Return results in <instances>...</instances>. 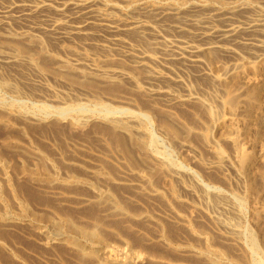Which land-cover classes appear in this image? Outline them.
Listing matches in <instances>:
<instances>
[{"label":"rangeland","instance_id":"obj_1","mask_svg":"<svg viewBox=\"0 0 264 264\" xmlns=\"http://www.w3.org/2000/svg\"><path fill=\"white\" fill-rule=\"evenodd\" d=\"M62 1L68 0H0V8L11 5L14 6L15 10H19L18 4L43 2H49L57 6ZM106 1L123 4L124 0H118L119 2L117 0ZM149 1L156 4L186 3V9L189 10L190 7L188 8L189 4L187 5V3L195 0ZM196 1L204 3L208 9H211L214 7H230L245 0H240L241 2L239 0ZM228 2L229 4H227ZM245 2L250 8L244 12V14L246 13L245 16L240 13L237 16L238 20L243 21V18L247 16L259 15L264 12L263 0H246ZM50 10L40 14L36 13V15L34 14L26 19L15 17L13 12V14L10 13L7 16V19L6 17H0V52L14 54V58H12L14 64L7 63L6 66L0 60V114L3 115V118L0 115V204H2L0 206V210H2L0 212V264H111L112 262L118 264L119 261L128 264H258V262L264 264V207L261 209L262 212L260 210L258 216H256V211L253 208L257 206L255 208L258 209L259 206H264V161H261L264 158H261L258 161L259 164L252 168L251 175L253 180L257 181H254L255 191H258L259 194L255 191H253L255 193L252 192L251 181L246 180L250 178L249 174L238 167L235 158L238 150L236 147L245 143L243 137L245 138L246 135L252 133L258 140L264 138V78L254 76L249 71V66L258 60L256 54L261 52L250 49L244 44V47H242V44L239 46V44L235 47L233 53H226L217 49L212 50L213 52H205L201 63L197 65L185 64L181 61L176 62V60L169 58L170 55L166 54L165 56L163 50L165 44L168 40L174 41L176 45L180 43L181 39L192 40L195 38L193 33L196 34L200 31L199 27L190 26L192 30L187 27L192 33L189 31L186 34L176 29L172 31L173 28H170L169 25L177 23L178 18L170 17L159 20L161 21L159 22L152 15L146 17L154 28L147 29L148 31L145 30L142 33L133 31V34H131L132 31H129V33L127 32L128 35H124L126 32L117 34L105 27L96 25L98 28L94 26L88 35L79 38L72 36L59 39L51 37L49 33L50 36H48L47 32L40 28L44 26L43 23L46 18L57 17L56 12L53 9ZM66 10H68L67 13L71 11L68 8ZM52 11L56 16L53 15ZM47 12H50L51 15ZM207 13V10H203L198 13V16L200 14V18H205L208 16ZM116 14L118 17L123 15L119 11ZM188 14L192 15L193 13L187 12L185 15ZM152 18H155L154 21L157 23L151 20ZM220 23V20H216L215 24L219 25ZM29 26L31 29H27L30 28ZM164 28L166 30H163ZM23 31L25 34H23ZM135 33H137L136 36ZM178 34L182 35L178 36ZM142 36L145 37L147 44L153 42L150 47L145 44V40L141 38ZM116 38L122 39V43L117 41ZM5 40L7 41L5 42ZM157 41L161 44H154L155 42L158 43ZM37 42H40L42 46ZM123 42H127L126 45ZM162 42L166 43L163 44ZM13 48L14 50H11ZM28 48L30 51L27 50ZM115 49H117V52ZM121 49L123 50L121 51ZM156 50H159V54ZM26 51L28 53L25 55ZM144 52L156 58L153 63L149 61L147 63L149 66L146 68L137 65L133 59L127 57L129 53L140 55ZM44 55L45 57H43ZM98 64L102 65L101 69ZM108 65L115 67H108ZM235 65L243 66L245 73L258 82L259 85L255 90L261 95L263 103H256L251 98L253 91L245 94L246 91L242 82V84L239 82L235 85L230 84L231 79L226 75V71L232 69ZM110 67L112 68L110 69ZM134 67L139 68L140 72L136 71ZM151 68L162 73L163 79H159L155 84L164 88L166 86L165 89L169 92L168 95H161V97L151 92L152 85H150L147 79L148 76H146L149 74L148 71L151 72ZM113 69L126 72L128 75L110 73V70ZM135 72L139 73L136 74ZM141 72L142 75H140ZM67 74L72 76V79ZM218 74H223L224 82L216 80ZM166 83H169V87ZM230 85L232 88H230ZM228 90L243 93L239 100V106L246 109V111L240 112L239 115L244 120V125H242L243 128L241 127L239 133L238 144L231 142V140L220 139L215 129L216 119L224 113L220 103L223 98L225 99ZM184 99L186 102L183 101ZM244 101L246 104H244ZM172 102L174 105L171 104ZM166 104H169L168 107H166ZM111 109L113 114L110 112ZM123 109L125 111H122ZM8 114H13V116ZM6 116H9V118H6ZM144 116L145 118H143ZM112 118L115 121L127 123L129 119L132 120L134 125L133 134H124L125 131L114 126L115 123L112 124ZM138 118L142 119L143 125ZM208 122L210 123L207 124ZM108 123L110 124L108 125ZM111 125L115 129H112ZM169 126H173L172 129ZM116 127L118 130H116ZM106 128L111 133H105L108 131ZM173 128L176 129V132L178 130V134L174 132ZM255 130H257V133ZM172 132L174 133L172 134ZM244 134L245 136H243ZM123 135H126V138ZM114 136L119 137V139L115 140ZM120 137L125 139L123 140ZM141 139L145 142H141ZM118 141H121L122 144ZM139 145L143 147L141 151ZM137 147H139L138 150ZM131 151L132 153H129ZM37 153L41 155L38 156ZM36 157L44 160L45 164ZM127 159L131 160V164ZM144 159L147 163L151 161L150 165ZM137 161L139 162V165L136 164L138 166L135 165ZM156 168L160 170L158 171ZM51 170L53 171L51 172ZM261 171L262 173H260ZM41 172L46 175H39ZM159 172L163 175L157 174ZM260 175L261 178L255 177H260ZM40 176L42 178L38 179ZM258 187H261V189ZM152 189L154 191H151ZM203 190L205 193H203ZM208 191L212 192L213 195ZM220 194L223 199H221ZM10 201L12 204L15 201V205L12 206ZM22 205H26L29 210L24 212L25 214L22 211ZM91 212L94 214L93 216ZM22 213L25 217H22L24 216ZM44 213L45 215H43ZM61 213L66 215L63 216ZM95 213L97 214L95 215ZM124 213L128 214L125 215ZM46 215H48V218ZM7 216L10 217L7 218ZM145 216L147 217L145 218ZM60 218L70 219L79 226L83 225L84 227L86 225L87 228L97 227L99 240L91 239V241L78 236L76 233L72 234V231L65 227H59ZM51 221L59 227V230L57 227L54 229L55 224L53 225ZM54 230H57V232H54ZM59 231L62 233L57 234ZM4 232L7 233V236ZM101 233L104 236L100 235ZM70 234L72 235L70 237L77 238L76 240L78 243L80 242V245L72 248L67 243ZM107 238L110 240L109 242L106 241ZM202 238H204V242H202ZM63 241H66V243ZM100 242L101 244H99ZM94 248L96 250L98 248V252ZM104 248L110 249L113 253ZM91 249L94 250V254H90ZM100 249H102V252H100ZM207 250L211 252L206 253ZM135 253L138 255L134 256ZM78 254L82 256L83 260L79 258ZM139 256L140 258H138ZM84 258L88 260H86V263H84ZM101 258L105 262L101 260L103 262L101 263L99 260Z\"/></svg>","mask_w":264,"mask_h":264},{"label":"bare ground","instance_id":"obj_2","mask_svg":"<svg viewBox=\"0 0 264 264\" xmlns=\"http://www.w3.org/2000/svg\"><path fill=\"white\" fill-rule=\"evenodd\" d=\"M18 1H20V0H18ZM33 1V0H32ZM118 1V0H117ZM159 1V0H158ZM170 1V0H169ZM187 1V0H186ZM207 1V0H206ZM246 1V0H245ZM245 1H243L242 3H236V4H234V5H232V6H230V7H222V8H216V7H214V8H211V9H208V7L207 6H205V4L204 3H202V2H198V1H190V2H188L187 3V5L189 4V6H188V8L190 7V9L189 10H187L186 9V3H182V4H180V3H178V2H168V3H166V4H156V3H154V2H151V1H149V0H135V1H133V0H124L123 1V4H119V3H112V2H108V1H106V0H72V1H62V3H58V5L57 6H55V5H53L52 3H49V2H43V3H35V4H18V7H20V9L19 10H15L14 9V6H11V5H9V6H6V7H2V8H0V17H6V19H7V16L10 14V13H12L15 17H19V18H27V17H31L32 15H36V13H41V12H45V11H47V10H49V11H51L50 9H53L54 10V12H56V14H57V17L56 18H46L45 20H44V26H41L40 28H42V30L44 31V32H47L46 34L48 35V36H50L51 35V37L53 36V37H55V38H65V37H75V38H79L80 36H83V35H88V34H90L91 32H90V30L94 27V26H96V25H98V26H102V27H105V28H107L108 30H110V31H112L113 33H117V34H122V33H124V32H126V34H124V35H128L127 34V32L129 33V31H132V33L131 34H133V31L135 32H140V33H142V32H144L145 30H147V29H153L154 27L150 24V22H149V20H147V17L146 16H150V15H152L153 17H155L154 19L156 20V21H159V20H162V19H166V18H170V17H176V18H178V22L177 23H175V24H172V25H169V26H171L170 28H173V29H171L172 31L174 30V29H176L177 31L179 30V31H183V32H185V34H186V32H189L190 30H192L191 28L192 27H194V26H198L199 27V29H200V31L197 33L196 32V34H194L193 33V37H195L194 39H192V40H190V39H181V41H180V43L178 44V45H176L175 43H174V41H172V40H168L167 41V43L165 44V43H163V44H165V47L163 48V50L165 51V56H166V54H168V55H170L169 56V58L170 59H172V60H176V62H183V63H185V64H190V65H197V64H200L201 63V59H202V56H203V54L205 53V52H208V51H212V50H221V51H224V52H226V53H233L234 51H235V47L237 46V45H239V46H241V44H242V47H244L243 46V44L244 45H247L248 47H250V49H256L257 51H260L261 53H259V54H256V58L258 59V60H256L255 62H253L250 66H249V71L254 75V76H262L263 78H264V12H262V13H260L259 15H253V16H247V17H245V18H243L244 20L243 21H241V20H238V18H237V16H239V14L240 13H243L244 14V12H246V11H248V9L250 8V6H249V8H248V5H247V3L245 2ZM264 1V0H263ZM11 2V1H10ZM17 2V1H16ZM53 2V1H52ZM119 2V1H118ZM203 2H204V0H203ZM208 2V1H207ZM234 2V1H233ZM232 2V3H233ZM239 2H241L240 0H239ZM251 2V1H250ZM260 3H261V1H259ZM21 3H22V1H21ZM34 3V2H33ZM122 3V2H121ZM221 3V2H220ZM54 4H55V1H54ZM217 4H219V3H217ZM223 4V3H222ZM227 4H229V2L227 3ZM251 4V3H250ZM254 4V3H253ZM259 4V3H258ZM262 4V3H261ZM211 5V4H210ZM215 5H216V3H215ZM17 7V8H18ZM205 7H207V8H205ZM218 7V6H217ZM252 7V9H253V5L251 6ZM257 7V6H256ZM262 7H264V6H262ZM16 8V9H17ZM70 9L71 11H70V13H67L68 12V10H66V9ZM251 9V10H252ZM257 9V8H256ZM259 9H260V7H259ZM205 11V10H207L208 11V13H207V15L208 16H206L205 18H200L199 16H200V14H199V16H198V13L199 12H201V11ZM255 10V9H254ZM253 10V11H254ZM67 11V12H66ZM121 12L123 15L121 16V17H118L117 16V14H116V12ZM53 12V11H52ZM53 12V13H54ZM187 12H191V13H193L192 15L191 14H188V15H185ZM258 12V11H257ZM257 12H255V13H257ZM47 13H49L50 14V12H47ZM56 14L54 13L53 15H55L56 16ZM205 14V13H204ZM246 14V13H245ZM245 14H244V16H245ZM252 14H254V13H252ZM47 15V14H46ZM51 15V14H50ZM202 15V14H201ZM204 16V15H203ZM242 17V16H241ZM14 18V17H13ZM16 19V18H15ZM154 19L152 18L151 20H153L154 21ZM158 19V20H157ZM168 20H170V19H168ZM173 20V19H172ZM216 20H220L221 21V23L218 25V24H215L216 23ZM156 21H154V22H156ZM175 21H177V19H175ZM43 22V21H42ZM152 22V21H151ZM153 22V23H154ZM159 22H161V21H159ZM163 22V21H162ZM172 22V21H171ZM174 22V21H173ZM157 23V22H156ZM156 23H154V24H156ZM3 24V23H2ZM42 24V23H41ZM38 25V24H37ZM168 26V25H167ZM190 26H192V27H190ZM30 27V26H29ZM158 27H160V26H158ZM165 27V26H164ZM190 27V30L188 29V28ZM96 28H98L97 26H96ZM167 28H169V27H167ZM169 28V29H170ZM27 29H31V27L30 28H27ZM36 30H38L37 28H35ZM34 29V30H35ZM156 29V28H155ZM32 30H33V28H32ZM31 30V31H32ZM41 30V29H40ZM101 30H103V29H101ZM163 30H166V28H164ZM148 31V30H147ZM198 31V30H197ZM24 32V31H23ZM36 32V31H35ZM107 32V31H106ZM155 32V31H154ZM158 32V31H157ZM191 32V31H190ZM50 35H49V34ZM137 33H135V36H136V34ZM139 33V34H140ZM147 33V32H146ZM172 33V32H171ZM176 33H178V32H176ZM192 33V32H191ZM23 34H25V32L23 33ZM38 34V33H37ZM111 34V33H110ZM117 34H115V35H117ZM130 34V35H131ZM158 34V33H157ZM167 34V33H166ZM168 34H170V33H168ZM183 34V33H182ZM182 34H180V35H182ZM184 34V35H185ZM190 34V33H189ZM111 35H113V34H111ZM123 35V36H124ZM146 35V34H145ZM152 35V34H151ZM155 35V34H154ZM153 35V36H154ZM172 35V34H171ZM179 34H178V36H180ZM183 35V36H184ZM187 35H188V33H187ZM35 36V35H34ZM76 36H78V37H76ZM133 37H135L134 35H132ZM140 36V35H139ZM139 36H137V37H139ZM173 36V35H172ZM243 36H245V37H243ZM28 37V36H27ZM27 37H25L26 39H27ZM33 37V36H32ZM86 37H88V36H86ZM93 37V36H92ZM112 37H114V36H112ZM125 37H127V36H125ZM163 37V36H162ZM182 37V36H181ZM185 37V36H184ZM192 37V36H191ZM24 38V39H25ZM29 38V37H28ZM31 38V37H30ZM34 38V37H33ZM121 38V37H120ZM141 38H143V40H145V37H141ZM169 38H170V36H169ZM179 38V37H178ZM183 38V37H182ZM81 39V38H80ZM83 39V38H82ZM175 39V38H174ZM11 40V39H10ZM31 40V39H30ZM34 40V39H33ZM57 40V39H56ZM89 40V39H88ZM116 40L117 41H120V43H122L121 42V40H119V38H116ZM140 40V39H139ZM142 39L140 40V41H143ZM162 40H163V38H162ZM166 40V39H165ZM7 40H5V42H6ZM37 41V40H36ZM38 41H40V40H38ZM117 41H116V43H117ZM129 41V40H128ZM31 42V41H30ZM34 42V41H33ZM108 42V41H107ZM139 42V41H138ZM145 42V44H147L146 43V40L144 41ZM152 42V41H151ZM158 42V41H157ZM1 43V42H0ZM11 43V42H10ZM21 43V42H20ZM37 43H39V45H40V42H37ZM41 43H42V41H41ZM123 43H125V42H123ZM127 43V42H126ZM126 43H125V45H126ZM153 43V42H152ZM152 43H148L147 45H148V47H150V44H152ZM178 43V42H177ZM15 44V43H14ZM33 44V43H32ZM129 44V43H128ZM154 44H161L160 42H158V43H154ZM162 44V45H163ZM12 45V44H11ZM18 45H19V43H18ZM27 45V44H26ZM26 45H24V46H26ZM34 45H36V44H34ZM101 45V44H100ZM99 45V46H100ZM115 45V44H114ZM10 46V45H9ZM8 46V47H9ZM20 46H21V44H20ZM19 46V47H20ZM28 46H29V43H28ZM27 46V47H28ZM37 46V45H36ZM40 46H42V45H40ZM46 46V45H45ZM122 46H123V44H122ZM135 46V45H134ZM164 46V45H163ZM26 47V48H27ZM43 47H44V45H43ZM42 47V48H43ZM121 47V46H120ZM124 47H126V46H124ZM138 47V46H137ZM1 48V47H0ZM4 48H5V46H4ZM23 48V47H22ZM46 48V47H45ZM155 49L157 48V47H154ZM2 49H3V47H2ZM6 49V48H5ZM15 49H16V46H15ZM24 49H25V47H24ZM44 49V48H43ZM74 49V48H73ZM118 49V48H117ZM117 49H115V51L117 52ZM120 49V48H119ZM129 49V48H128ZM148 49V48H147ZM149 49H151V48H149ZM153 49V48H152ZM155 49H153V50H155ZM158 49V48H157ZM11 50H14V48L13 49H11ZM28 51H30V49L28 48L27 49ZM45 50V49H44ZM123 49H121V51H122ZM132 50H134V49H132ZM249 50V49H248ZM5 51V50H4ZM21 51H22V49H21ZM73 51V50H72ZM112 51V50H111ZM134 51H136V50H134ZM138 51V50H137ZM151 51V50H150ZM156 51H158V54H159V50H156ZM251 51V50H250ZM16 52V51H15ZM20 52V51H19ZM18 52V53H19ZM25 52V51H24ZM108 52V51H107ZM140 52V51H139ZM154 52V51H153ZM213 52V51H212ZM218 52V51H217ZM216 52V53H217ZM220 52V51H219ZM218 52V53H219ZM253 52V51H252ZM252 52H250V53H252ZM1 54H0V60H1V62H3V63H5L4 65H6L7 66V63H13L12 61V58H14V54L13 55H11V54H9V53H6V52H4V53H2V52H0ZM22 53V52H21ZM28 52L26 51V53H25V55L27 54ZM37 53V52H36ZM146 52H144V53H140V55H137V54H134V53H129L128 54V56L127 57H130L131 58V60L133 59L134 60V62L137 64V65H140V66H144L145 68L146 67H148L149 66V64H147L149 61H151L152 63H153V61H155V57H153V56H151V55H148V54H145ZM125 54V53H124ZM154 54H156V53H154ZM163 54V53H162ZM214 54V53H213ZM21 55V54H20ZM30 55V54H29ZM28 55V56H29ZM33 55V54H32ZM31 55V56H32ZM35 55V54H34ZM37 55V54H36ZM40 55V54H39ZM38 55V56H39ZM209 55H210V53H209ZM90 56V55H89ZM125 56V57H126ZM212 56V55H211ZM252 56H253V54H252ZM19 57V56H18ZM40 57V56H39ZM43 57H45V55L43 56ZM161 57V56H160ZM27 58V57H26ZM31 58V57H30ZM32 58H34V56H32ZM18 59V58H17ZM92 59V58H91ZM166 59V58H165ZM165 59H163V60H165ZM24 60V59H23ZM30 60V59H29ZM37 60V59H36ZM83 60V59H82ZM15 61V60H14ZM27 61V60H26ZM31 61V60H30ZM88 61V60H87ZM98 61V60H97ZM157 61V60H156ZM158 61H159V59H158ZM167 61V60H166ZM16 62V61H15ZM33 62V61H32ZM37 62V61H36ZM65 62V61H64ZM67 62V61H66ZM111 62V61H110ZM165 62V61H164ZM168 62H172V61H168ZM244 62V61H243ZM242 62V63H243ZM79 63H80V61H79ZM96 63H98V62H96ZM111 63H113V62H111ZM158 63V62H157ZM175 63V62H174ZM250 63V62H249ZM248 63V64H249ZM14 64V63H13ZM36 64V63H35ZM34 64V65H35ZM69 64V63H68ZM71 64V63H70ZM88 64V63H87ZM90 64V63H89ZM234 64V63H233ZM237 64V63H236ZM239 64V63H238ZM29 65V64H28ZM33 65V66H34ZM83 65V64H82ZM81 65V66H82ZM92 65V64H91ZM99 66H100V69L102 68L101 66L102 65H100V64H98ZM114 65H115V62H114ZM155 65H156V63H155ZM247 65V64H246ZM36 66V65H35ZM59 66V65H58ZM90 66V65H89ZM88 66V67H89ZM109 66H113V65H108V67ZM125 66V65H124ZM248 66V65H247ZM79 67H80V65H79ZM82 67H84V66H82ZM86 67V66H85ZM107 67V66H106ZM113 67H115V66H113ZM122 67H123V65H122ZM41 68V67H40ZM112 67H110V69H111ZM126 68V67H125ZM133 68V67H132ZM135 68V67H134ZM150 68V67H149ZM198 68V67H197ZM225 68V67H224ZM34 69V68H33ZM38 69V68H37ZM136 69V68H135ZM139 69V68H138ZM138 69H136V71H139ZM142 69V68H141ZM152 69V68H151ZM61 70V69H60ZM65 70H67V69H65ZM85 70V69H84ZM95 70V69H94ZM104 70H106L105 68H104ZM122 70H125V69H122ZM127 70H129V69H127ZM153 70V69H152ZM151 70V72L150 71H148L149 72V74L148 75H146V76H148L147 77V79H148V81H149V83H150V85H152V89H151V92L154 94V95H168V91L165 89L166 88V86H165V88L164 87H161V86H158V85H156L155 84V82L157 81L158 82V80L159 79H161L162 77H163V75H162V73H160V72H157V71H152ZM162 70V69H161ZM39 71H40V69H39ZM82 71H83V69H82ZM96 71H97V69H96ZM100 71V70H99ZM111 72L110 73H116V74H118V73H121V74H123V75H128V73H126V72H123V71H120V70H116V69H113V70H110ZM132 71V70H131ZM143 71H144V68H143ZM43 72H45V71H43ZM80 72V71H79ZM106 72V71H105ZM140 72V71H139ZM139 72H135L136 74H138ZM147 72V71H146ZM199 72H201V71H199ZM42 73V72H41ZM40 73V74H41ZM97 73V72H96ZM109 73V74H110ZM132 73H133V71H132ZM144 73V77H145V71L143 72ZM44 74V73H43ZM46 74V73H45ZM115 74V75H116ZM202 74V73H201ZM205 74V73H204ZM68 75V77L70 76L69 74H67ZM97 75H99V74H97ZM101 75V74H100ZM113 75V74H112ZM133 75V74H132ZM135 75V74H134ZM140 75H142V72H141V74ZM223 75V74H222ZM222 75H219L218 74V76L216 77V80L217 81H220V82H224V76H222ZM225 75V74H224ZM226 75L227 76H229V78L231 79V81H230V84H232V85H235L236 83H243V85H244V89H245V91H246V93L245 94H247V93H249L250 91H253V93H251L252 94V96H251V98L252 99H254V101L256 102V103H263V101H262V98H261V95L255 90L256 88H257V85H259L258 84V82H256L252 77H249L246 73H245V71H244V68H243V66L241 67V65L239 66V65H235L234 67H232V69H229V70H227L226 71ZM87 76V75H86ZM102 76V75H101ZM105 76H106V74H105ZM214 76V75H213ZM72 76H70L69 78H71ZM128 77V76H127ZM134 77V76H133ZM142 77V76H141ZM135 78V77H134ZM143 78V77H142ZM175 78V77H174ZM72 79V78H71ZM74 80H77V79H75V78H73ZM140 79V78H139ZM146 79V78H145ZM163 79V78H162ZM80 80V79H79ZM141 80H143V79H141ZM176 80V79H175ZM71 81V80H70ZM81 81V80H80ZM161 81V80H160ZM164 81V80H163ZM170 81V80H169ZM77 82V81H76ZM134 82V81H133ZM147 82V81H146ZM162 82V81H161ZM165 82H166V80H165ZM171 82H173V81H171ZM170 82V83H171ZM178 82H180V81H178ZM216 82V81H215ZM220 82H218V83H220ZM175 83V82H174ZM174 83H172V84H174ZM183 83V82H182ZM241 83V84H242ZM4 84V83H3ZM162 84H163V82H162ZM167 84V83H166ZM169 84V83H168ZM168 84H167V86H168ZM181 84V83H180ZM184 84V83H183ZM5 85V84H4ZM7 85H9V84H7ZM7 85H6V87H7ZM83 85V84H82ZM91 85V84H90ZM148 85V84H147ZM149 85V86H150ZM182 85V84H181ZM224 85V84H223ZM222 85V86H223ZM240 85V84H239ZM10 86V85H9ZM171 86V85H170ZM231 86V85H230ZM169 87V86H168ZM10 88H12V87H10ZM228 88V87H227ZM230 88H232V86L230 87ZM236 88V87H235ZM240 89H242L241 87H240ZM98 90V89H97ZM224 90V89H223ZM94 91H96V90H94ZM149 91V90H148ZM147 91V92H148ZM150 92V93H151ZM189 92V91H188ZM96 94V93H95ZM173 94V93H172ZM151 95V94H150ZM223 95H225V94H223ZM242 95H243V93L242 92H235V91H232V90H228L227 91V95H226V97H225V99L223 98V100L221 101V103H220V105H221V107H222V109H223V114L218 118V119H216L217 121H216V123H215V129H216V131H217V133H218V136H219V138L220 139H227V140H231V142L233 141L234 143H236V144H238V137H239V133L241 132L240 130H241V127H242V125H244V120H242L240 117H239V115H240V112H244V111H246V109L245 108H241L240 106H239V100H240V98L242 97ZM96 96V95H95ZM187 96V95H186ZM244 96H246V95H244ZM162 97V96H161ZM166 98H168L167 96H165ZM171 97V96H170ZM221 97V96H220ZM219 97V98H220ZM223 97V96H222ZM218 98V97H217ZM125 99V98H124ZM131 99V98H130ZM198 99V98H197ZM246 99V98H245ZM187 100V99H186ZM190 100V99H189ZM192 100V99H191ZM190 100V101H191ZM218 100V99H217ZM247 100V99H246ZM133 101V100H132ZM183 101H185V99L183 100ZM203 101V100H202ZM169 102V101H168ZM179 102V101H178ZM177 102V103H178ZM181 102V101H180ZM186 102V101H185ZM245 102V101H244ZM248 102V101H247ZM124 103V102H123ZM204 103V102H203ZM6 105L8 104V103H5ZM125 104V103H124ZM171 104H173V102L171 103ZM176 104V103H175ZM202 104V103H201ZM209 104V103H208ZM217 104V103H216ZM244 104H246V102L244 103ZM249 104V103H248ZM253 104V103H252ZM2 105V104H1ZM9 106L11 105V104H8ZM167 105H169V104H166V107H168ZM174 105V104H173ZM241 105H242V103H241ZM259 105V104H258ZM2 106H4V105H2ZM152 106H154V105H152ZM217 106H219L218 104H217ZM249 106H250V104H249ZM210 107V106H209ZM215 107V106H214ZM256 107V106H255ZM258 107V106H257ZM120 108V107H119ZM150 109H151V107H149ZM170 108H171V106H170ZM211 108V107H210ZM110 109V108H109ZM126 109V108H125ZM149 109V110H150ZM212 109V108H211ZM217 109V108H216ZM220 109V108H219ZM2 110V109H1ZM58 110V109H57ZM66 110V109H65ZM121 110V109H120ZM129 110V109H128ZM127 110V111H128ZM252 110V109H251ZM13 111H14V109H13ZM70 111V110H69ZM107 111H109V110H107ZM122 111H125L124 109L122 110ZM132 111V110H131ZM207 111V110H206ZM216 111V110H215ZM218 111V110H217ZM216 111V112H217ZM3 113H5L4 111H2ZM9 112H10V110H9ZM9 112H7V113H9ZM62 112V111H61ZM66 112V111H65ZM65 112H63V113H65ZM112 114H113V112H112V109H111V111H110ZM109 112V113H110ZM136 112H139V111H136ZM259 112H260V110H259ZM13 113V112H12ZM60 113V112H59ZM121 113V112H120ZM166 113V112H165ZM14 114V113H13ZM13 114H8V115H12L13 116ZM48 114V113H47ZM57 114H58V112H57ZM62 114V113H61ZM141 114H142V112H141ZM168 114V113H167ZM171 114V113H170ZM169 114V115H170ZM208 114V113H207ZM247 114V113H246ZM260 114V113H259ZM1 116H2V118H3V115L2 114H0ZM16 115V114H15ZM105 115V114H104ZM109 115V114H108ZM145 115V114H144ZM166 115V114H165ZM212 117H213V115L212 114H210ZM209 115V116H210ZM250 115H251V113H250ZM254 115V114H253ZM264 115V114H263ZM0 116V117H1ZM62 116V115H61ZM114 116V115H113ZM260 116V115H259ZM24 117V116H23ZM58 117V116H57ZM59 117H60V115H59ZM115 117V116H114ZM121 117V116H120ZM128 117V116H127ZM130 117H131V115H130ZM168 117V116H167ZM173 117V116H172ZM216 117V116H215ZM218 117V116H217ZM245 117H248V116H245ZM5 118V117H4ZM6 118H9V116H6ZM119 118V117H118ZM134 118V117H133ZM142 118V117H141ZM143 118H145V116L143 117ZM195 118V117H194ZM37 119V118H36ZM116 119V118H115ZM127 119V118H126ZM135 119V118H134ZM139 119V118H138ZM167 119V118H166ZM196 119V118H195ZM104 120V119H103ZM119 120V119H118ZM140 120V119H139ZM142 120V119H141ZM141 120H140V122H141ZM144 120V119H143ZM168 120H170V119H168ZM197 120V119H196ZM209 120H210V118H209ZM128 121V120H127ZM167 121V120H166ZM211 121V120H210ZM106 122V121H105ZM174 122H176V121H174ZM174 122H172V123H174ZM179 122V121H178ZM201 122V121H200ZM113 123H115L116 125H114V126H117L119 129H122V131H125L124 132V134L126 133V135H127V133H132L133 134V129H134V125H133V121L131 120L130 121V119H129V122L127 123V122H122V121H115V120H113V118H112V124ZM136 123V122H135ZM143 122H141V124H142ZM144 123H145V121H144ZM164 124H167V123H165V122H163ZM177 123V122H176ZM210 122H208L207 124H209ZM3 124V123H2ZM110 123H108V125H109ZM138 124V123H137ZM148 124V123H147ZM181 124V123H180ZM143 125V124H142ZM170 125H171V123H170ZM176 125H178V124H176ZM185 125V124H184ZM55 126V125H54ZM57 126V125H56ZM55 126V127H56ZM99 126H101V125H99ZM112 126V125H111ZM174 126V125H173ZM173 126H169V127H171V129H172V127ZM182 126V125H181ZM180 126V127H181ZM262 126V125H261ZM260 126V127H261ZM54 127V129H56ZM105 127H107V126H105ZM113 127V126H112ZM117 127H116V130H118L117 129ZM162 127V126H161ZM209 127V126H208ZM142 128V127H141ZM174 128H175V126H174ZM173 128V129H174ZM177 128V127H176ZM243 128V127H242ZM256 128V127H255ZM107 129V128H106ZM112 129H115L114 127L112 128ZM112 129H110V130H112ZM146 129V128H145ZM179 129V128H178ZM188 129V128H187ZM186 129V130H187ZM96 130V129H95ZM103 130V129H102ZM108 130V129H107ZM137 130H138V128H137ZM152 130V129H151ZM176 129H174V132H176L175 131ZM189 130V129H188ZM212 130V129H211ZM263 130V129H262ZM47 131V130H46ZM135 132H136V130H134ZM168 131V130H167ZM215 131V132H216ZM257 130H255V132H256ZM264 131V130H263ZM45 132V131H44ZM54 132V131H53ZM105 132V131H104ZM103 132V133H104ZM111 133V131H107V132H105V133ZM116 132V131H115ZM121 131H119V133H120ZM140 132V131H139ZM138 132V133H139ZM174 132H172V134L174 133ZM177 132H178V130H177ZM176 132V134H178ZM190 132V131H189ZM214 132V131H213ZM260 132V131H259ZM58 133H59V131H58ZM103 133H101V134H103ZM118 133V132H117ZM122 133V132H121ZM138 133H134V134H138ZM141 133H143L142 131H141ZM152 133V132H151ZM169 133H170V131H169ZM203 133V132H202ZM257 133V132H256ZM261 133V132H260ZM113 134V133H112ZM111 134V135H112ZM123 134V133H122ZM171 134V133H170ZM212 134V133H211ZM210 134V135H211ZM214 134V133H213ZM243 134V133H242ZM255 134V133H254ZM110 135V137H112ZM121 135V134H120ZM125 135V136H126ZM131 135V134H130ZM241 135V134H240ZM105 136V135H104ZM124 136V135H123ZM122 136V137H123ZM124 136V137H125ZM146 136H148V135H146ZM207 137H208V135H206ZM243 136H245V134L243 135ZM242 136V137H243ZM259 136V135H258ZM116 139L115 140H118L119 139V137L117 138L116 136H114ZM122 137H120V138H122ZM128 137V136H127ZM152 137V136H151ZM217 137V136H216ZM126 138V137H125ZM124 138V139H125ZM129 138H130V136H129ZM211 138V137H210ZM213 138V137H212ZM211 138V139H212ZM215 138V137H214ZM241 138V137H240ZM111 139V138H110ZM123 139V138H122ZM123 139V140H124ZM131 139V138H130ZM140 139V138H139ZM147 139H148V137H147ZM242 139H245V143L243 144V145H238V147H236V148H238V150H237V157L235 156V158L237 159L236 161H237V164H238V167L241 169V170H244L246 173L248 172V174H249V177L251 178H248V179H246V180H249V181H251V184H250V186L253 188V190H252V188H251V190H252V192L253 191H255L256 190V186H255V184H254V181H256L255 179L253 180V178H252V168L254 167V166H256V164L258 165L259 164V162L258 161H260L261 160V158H264V138H262V140H258V139H256L254 136H253V134L252 133H249L248 135H246L245 136V138L243 137ZM112 140V139H111ZM110 140V141H111ZM123 140H121L122 142H124ZM206 140H207V138H206ZM114 141V140H113ZM121 141H118V143L119 142H121ZM130 140L128 139V142H129ZM146 141H148V140H146ZM152 141V140H151ZM214 141V140H213ZM243 141V140H242ZM122 142H121V144H122ZM125 142H126V140H125ZM141 142H145V141H142V139H141ZM9 143V142H8ZM112 143V142H111ZM115 143V142H114ZM131 143V142H130ZM243 143V142H242ZM124 144V143H123ZM125 144H127V143H125ZM137 144V143H136ZM114 145V144H113ZM128 145V144H127ZM132 145V144H131ZM135 145V144H134ZM138 145V144H137ZM148 145H149V143H148ZM216 145V144H215ZM83 146V145H82ZM85 146V145H84ZM210 146H211V144H210ZM86 147V146H85ZM119 148H120V146H118ZM133 148H134V146H132ZM132 147H131V149H132ZM135 147H136V145H135ZM139 147H141V145H139ZM139 147H137V150H138V148ZM213 147V146H212ZM217 147V146H216ZM123 148H126V147H123ZM127 148H128V146H127ZM145 148V147H144ZM130 149V148H129ZM129 149H127L128 151H129ZM141 149H143V147H141L140 148V151H141ZM120 150V149H119ZM121 150H125V149H121ZM135 150V149H134ZM110 152V151H109ZM135 152V151H134ZM222 152V151H221ZM129 153H132V151L131 152H129ZM136 153V152H135ZM38 154V156L39 155H41L40 153H37ZM45 154V153H44ZM43 154V155H44ZM127 154V153H126ZM236 154V153H235ZM105 155V154H104ZM125 155V154H124ZM119 156V155H118ZM48 157V156H47ZM113 157V156H112ZM123 157V156H122ZM126 157V156H125ZM147 157V156H146ZM37 158V157H36ZM40 158V157H39ZM39 158H37V159H39ZM126 158H128L129 159V157H126ZM149 158V157H148ZM220 158V157H219ZM47 159V158H46ZM127 159V160H128ZM131 159H132V157H131ZM147 159V158H146ZM146 159H144V161L146 162ZM221 159V158H220ZM41 162L43 161L44 162V160H42V159H39ZM98 160H100V159H98ZM124 160V159H123ZM126 160V161H127ZM148 160V159H147ZM48 161V160H47ZM102 161V160H101ZM100 161V162H101ZM129 161V163H130V161L131 160H128ZM217 161V160H216ZM216 161H214V162H216ZM261 161H264V160H261ZM41 162H39V163H41ZM143 162V161H142ZM145 162L143 163L144 165H145ZM149 162V161H148ZM48 163V162H47ZM46 163V164H47ZM139 162L137 161V163H135V165L136 164H138ZM147 163V162H146ZM150 163H151V161L149 162V163H147L148 165H150ZM218 163V162H217ZM223 163V162H222ZM221 163V164H222ZM44 164H45V162H44ZM43 164V165H44ZM126 164V163H125ZM131 164V163H130ZM133 164H134V161H133ZM146 164V165H147ZM156 164V163H155ZM216 164V163H215ZM236 164V165H237ZM100 165H101V163H100ZM139 165V164H138ZM138 165H136V166H138ZM147 165V166H148ZM52 166H53V163H52ZM128 166V165H127ZM126 166V167H127ZM132 166V165H131ZM157 166H159V165H157ZM166 166V165H165ZM262 166V165H261ZM22 167H23V165H22ZM43 167V166H42ZM42 167H41V169H42ZM47 167V166H46ZM125 167V168H126ZM134 167V166H133ZM154 167V166H153ZM161 167V166H160ZM128 168V167H127ZM184 168V167H183ZM255 168V167H254ZM257 168H258V166H257ZM172 169H173V167H172ZM176 169V168H175ZM174 169V170H175ZM182 169V168H181ZM237 169V168H236ZM235 169V170H236ZM263 169V168H262ZM26 170V169H25ZM27 170H29V169H27ZM156 170H158L157 168H156ZM160 170V169H159ZM158 170V171H159ZM189 170V169H188ZM258 170V169H257ZM36 171H38L37 169H36ZM40 171H42V172H44L43 170H40ZM53 170H51V172H52ZM164 171V170H163ZM176 171V170H175ZM184 171V170H183ZM182 171V172H183ZM259 171H260V169H259ZM41 172V174L39 173V175H44L43 173ZM162 172V171H161ZM161 172H159V173H157V174H162ZM167 172V171H166ZM181 172V173H182ZM258 172V171H257ZM153 173V172H152ZM165 173V172H164ZM177 173V172H176ZM179 173V172H178ZM184 173V172H183ZM260 173H262V171L260 172ZM49 174H51V173H49ZM155 174V173H154ZM185 174V173H184ZM183 174V175H184ZM188 174V173H187ZM244 174V173H243ZM258 174V173H257ZM8 175V174H7ZM37 175V174H36ZM46 175V174H45ZM44 175V176H45ZM52 175V174H51ZM53 175H54V173H53ZM163 175V174H162ZM176 175V174H175ZM182 175V174H181ZM239 175V174H238ZM242 175V174H241ZM43 176V177H44ZM190 176V175H189ZM245 176V175H244ZM247 177H248V175H246ZM195 177V176H194ZM256 178H261V175H260V177H257V176H255ZM254 177V178H255ZM264 177V176H263ZM34 178V177H33ZM36 179L38 178V177H35ZM40 178H42L41 176L38 178V179H40ZM47 178V177H46ZM49 179H51L50 177H48ZM47 178V179H48ZM77 178V177H76ZM75 178V179H76ZM172 178V177H171ZM193 178V177H192ZM53 179V178H52ZM125 179V178H124ZM170 179V178H169ZM264 179V178H263ZM7 180H9V178H7ZM67 180V179H66ZM72 180V179H71ZM70 180V181H71ZM167 180H168V178H167ZM179 180L181 181V179L179 178ZM0 181H1V179H0ZM169 181V180H168ZM194 181V180H193ZM3 182V181H2ZM1 182V183H2ZM11 182H12V180H11ZM89 182V181H88ZM149 182V181H148ZM170 182V181H169ZM168 182V183H169ZM257 182V181H256ZM167 183V182H166ZM167 183V184H168ZM182 183V182H181ZM194 183H196V182H194ZM248 183H250V182H248ZM3 184V183H2ZM88 184V183H87ZM197 184V183H196ZM206 184V186H208L207 185V183H205ZM171 185V184H170ZM199 185V184H198ZM264 185V184H263ZM3 186L5 187V185L3 184ZM19 186V185H18ZM17 186V187H18ZM24 186V185H23ZM93 186V185H92ZM142 186V185H141ZM203 186L205 187V185L203 184ZM202 186V187H203ZM249 186V187H250ZM261 186H262V184H261ZM13 187V186H12ZM14 187H15V185H14ZM32 187V186H31ZM95 187H96V185H95ZM198 187V186H197ZM201 187V185L199 186V188ZM213 187V186H212ZM215 187V186H214ZM16 188V187H15ZM94 188V187H93ZM169 188V187H168ZM206 188V187H205ZM204 188V189H205ZM210 188H211V186H210ZM259 189H261V187H258ZM18 189H19V187H18ZM29 189V188H28ZM95 189V188H94ZM141 189V188H140ZM170 189H171V187H170ZM206 189H208L209 190V188H206ZM250 189V188H249ZM24 190V189H23ZM166 190V189H165ZM202 190V189H201ZM214 190H216V189H214ZM220 190V189H219ZM219 190H217V191H219ZM222 190V189H221ZM258 190V189H257ZM7 192H8V189L6 190ZM96 191V190H95ZM141 191H143V190H141ZM151 191H154L153 189L151 190ZM171 191H172V189H171ZM260 191H262V190H260ZM20 192V190L18 191V193ZM34 192V191H33ZM38 192V191H37ZM107 192V191H106ZM175 192V191H174ZM202 192V191H201ZM208 192H210V191H208ZM215 192V191H214ZM221 192V191H220ZM225 192V191H224ZM255 192H258V191H255ZM255 192H253V193H255ZM263 192V191H262ZM3 193V192H2ZM5 193V192H4ZM10 193V192H9ZM155 193V192H154ZM168 193V192H167ZM203 193H205L204 192V190H203ZM210 193H212V192H210ZM215 193H217V192H215ZM214 193V194H215ZM223 193V192H222ZM221 193V194H222ZM30 194V193H29ZM95 194H97V193H95ZM100 194V193H99ZM105 194V193H104ZM114 194V193H113ZM221 194H220V196H221ZM224 194V193H223ZM257 194V193H256ZM258 194H259V192H258ZM263 194V193H262ZM4 195V194H3ZM7 195V194H6ZM170 195V194H169ZM210 195V194H209ZM211 195H213V193L211 194ZM225 195V194H224ZM19 196H20V194H19ZM28 196V195H27ZM93 196V195H92ZM110 196V195H109ZM168 196V195H167ZM6 197V196H5ZM18 197V196H17ZM26 197V196H25ZM116 197V196H115ZM214 197H215V195H214ZM217 197H219V196H217ZM222 198L221 199H223V196H221ZM225 197H227L226 195H225ZM259 197H261L260 195H259ZM28 198V197H27ZM93 198H95V197H93ZM101 198V197H100ZM103 198V197H102ZM173 198H174V196H173ZM176 198V197H175ZM1 199V198H0ZM6 199V198H5ZM10 199H12V198H10ZM45 199V198H44ZM43 199V200H44ZM99 199V198H98ZM97 199V200H98ZM105 199H107V198H105ZM217 199V198H216ZM220 199V200H221ZM262 199V198H261ZM261 199H260V201H261ZM3 200V199H2ZM1 200V201H2ZM8 200V199H7ZM264 200V199H263ZM23 201V200H22ZM36 201H37V199H36ZM105 201V200H104ZM110 201V200H109ZM114 201V200H113ZM223 201V200H222ZM7 202V201H6ZM115 202V201H114ZM219 202V201H218ZM8 203V202H7ZM10 203L12 204V202L10 201ZM15 201H14V205H15ZM99 203V202H98ZM13 204H12V206H13ZM122 204V203H121ZM124 205H125V203H123ZM259 204V203H258ZM263 204V203H262ZM2 204H0V206H1ZM27 205V204H26ZM26 205H22V211H23V213L24 212H26L28 209H27V207H26ZM260 205V204H259ZM122 206V205H121ZM127 206V205H126ZM255 207H257V206H255ZM255 207H253L254 208V210L256 211V216H258V214H259V212H260V210L264 207L263 205L262 206H259L260 208H258V209H256ZM12 208V207H11ZM126 209V208H125ZM19 210V209H18ZM2 210H0V212H1ZM29 211V210H28ZM126 211V210H125ZM97 212V211H96ZM119 212H121V211H119ZM127 212V211H126ZM131 212V211H130ZM254 212V211H253ZM261 212H262V210H261ZM3 213V212H2ZM22 213V214H23ZM123 213V212H122ZM147 213V212H146ZM6 214V213H5ZM25 214V213H24ZM23 214V215H24ZM53 214V213H52ZM52 214H51V216H52ZM61 214H63V213H61ZM65 214V213H64ZM63 214V216H65ZM91 214H92V212H91ZM97 213H95V215H96ZM125 214V213H124ZM126 214H128V213H126ZM125 214V215H126ZM138 214H139V212H138ZM137 214V215H138ZM147 214H150V213H147ZM264 214V213H263ZM3 215V214H2ZM8 215V214H7ZM43 215H45V213L43 214ZM68 215V214H67ZM94 214H92V216H93ZM262 215V214H261ZM48 215H46V217H47ZM69 216V215H68ZM71 216V215H70ZM100 216H101V214H100ZM144 216V215H143ZM254 216V215H253ZM5 217V216H4ZM10 217V216H9ZM8 216H7V218H9ZM22 217H25V215L24 216H22ZM44 217V216H43ZM55 217V216H54ZM142 217V216H141ZM147 216H145V218H146ZM48 218V217H47ZM56 218V217H55ZM73 218V217H72ZM128 218H129V216H128ZM131 218V217H130ZM259 218V217H258ZM19 219V218H18ZM17 219V220H18ZM61 219V218H60ZM93 219V218H92ZM23 220V219H22ZM100 220V219H99ZM99 220H97V221H99ZM102 220V219H101ZM104 221V220H103ZM52 222V221H51ZM53 223V222H52ZM55 223H53V225H54ZM101 224H103V223H101ZM104 225H106V224H104ZM230 225V224H229ZM59 227H65V228H67V229H69L70 231H72V234L73 233H76L78 236H81V237H83V238H86V239H89V240H91V239H93V240H99V238H100V236H99V233H98V231L96 230L97 229V227L96 228H93V226L90 228L89 226V228H87V227H83V225H80L79 226V224H76L75 222H73V221H71L70 219H67V218H62L61 219V221L59 222V225H58ZM58 226H56V224H55V228L54 229H56V227H57V229L59 228ZM94 226H96V225H94ZM226 226V225H225ZM99 227V226H98ZM52 228V229H53ZM100 228V227H99ZM227 228V227H226ZM234 229V228H233ZM59 230V229H58ZM61 230V229H60ZM63 230V229H62ZM61 230V231H62ZM103 230V229H102ZM61 231H59L57 234H60V232ZM100 231H101V229H100ZM231 231V230H230ZM235 231V230H234ZM52 232H53V230H52ZM54 232H57V230H54ZM102 233H103V231H101ZM118 232V231H117ZM238 232V231H237ZM5 233V232H4ZM62 233V232H61ZM100 234V235H103V234ZM107 233V232H106ZM194 233V232H193ZM67 234V233H66ZM118 234V233H117ZM121 234V233H120ZM164 234V233H163ZM234 234V233H233ZM235 234H237V233H235ZM5 235L7 236V233H5ZM61 235H63V234H61ZM65 235V234H64ZM107 235V234H106ZM106 235H105V237H106ZM119 235V234H118ZM122 235V234H121ZM165 235V234H164ZM200 235V234H199ZM66 236V235H65ZM64 236V237H65ZM70 236H72L71 234L69 235V237ZM104 236V235H103ZM104 237V238H105ZM108 237V236H107ZM161 237V236H160ZM62 238V237H61ZM103 238V237H102ZM134 238V237H133ZM55 239V238H54ZM77 239V238H76ZM74 237H70V238H68V242L67 243H69L71 246H72V248H73V246H78V245H80V242L78 243L77 242V240H76ZM79 239V238H78ZM142 239V238H141ZM200 239H201V237H200ZM203 239V241L202 242H204V238H202ZM64 240V239H63ZM145 240V239H144ZM62 241V240H61ZM79 241V240H78ZM81 241V240H80ZM92 241V240H91ZM106 241H110V240H108V238H107V240ZM105 241V243H107ZM63 242H65L66 243V241H63ZM97 242V241H96ZM102 242H104V241H102ZM95 243V242H94ZM128 243V242H127ZM127 243H125V244H127ZM206 243V242H205ZM86 244V243H85ZM96 244V243H95ZM99 244H101V242L99 243ZM83 245V244H82ZM97 245V244H96ZM111 245V244H110ZM128 245V244H127ZM191 245V244H190ZM209 245V244H208ZM102 246V245H101ZM193 246V245H192ZM74 247V248H75ZM82 247V246H81ZM87 247V246H86ZM113 247H115V246H113ZM145 247V246H144ZM143 247V248H144ZM206 247V246H205ZM205 247H204V249H205ZM80 248V247H79ZM88 248V247H87ZM124 248V247H123ZM126 248H128V247H126ZM208 248H209V246H208ZM75 249H78V248H75ZM85 249V248H84ZM95 249V248H94ZM104 249H108V248H104ZM118 249V248H117ZM116 249V250H117ZM120 249V248H119ZM122 249V248H121ZM203 249V250H204ZM254 249V248H253ZM96 250V249H95ZM97 250H98V248H97ZM96 250V251H97ZM108 250H110V249H108ZM113 250V249H112ZM124 250H125V248H124ZM206 250V249H205ZM76 251V250H75ZM85 251V250H84ZM107 251V250H106ZM111 251V250H110ZM115 251V250H114ZM150 251V250H149ZM148 251V252H149ZM190 251V250H189ZM98 252V251H97ZM100 252H102V249H100ZM105 252V251H104ZM108 252V251H107ZM106 252V253H107ZM112 253H113V251H111ZM124 252V251H123ZM194 252V251H193ZM211 251H208L207 250V252L206 253H210ZM249 252V251H248ZM77 253V252H76ZM111 253V254H112ZM128 253H130V252H128ZM127 253V254H128ZM202 253V252H201ZM205 253V254H206ZM252 253V252H251ZM90 254H94V250L93 249H91L90 250ZM109 254V253H108ZM110 254V255H111ZM118 254V253H117ZM120 254V253H119ZM199 254H200V252H199ZM203 254V253H202ZM224 254V253H223ZM98 255H99V253H98ZM115 255V254H114ZM138 254L137 253H135V255L134 256H137ZM143 255V254H142ZM207 255V254H206ZM219 255V254H218ZM78 256H80L79 254H78ZM94 256V255H93ZM92 256V257H93ZM101 256V255H100ZM117 256V255H116ZM125 256V255H124ZM141 256V255H140ZM140 256L138 257V258H140ZM223 256V255H222ZM247 256H249V255H247ZM252 256V255H251ZM143 257V256H142ZM216 257V256H215ZM79 258H81V260H83L82 259V256H80ZM79 258L77 257V259L79 260ZM86 258H89V257H86ZM86 258H84V260H85V262L84 263H86L88 260L86 259ZM91 258V257H90ZM211 258V257H210ZM221 258V257H220ZM96 259V258H95ZM115 259V258H114ZM143 259V258H142ZM225 259V258H224ZM252 259H254V258H252ZM87 260V261H86ZM100 260V262H101V260H102V258L101 259H99ZM119 260V259H118ZM117 260V261H118ZM122 260V259H121ZM128 260V259H127ZM140 260V259H139ZM138 260V261H139ZM102 261H104V260H102ZM107 261V260H106ZM131 261V260H130ZM129 261V262H130ZM137 261V260H136ZM105 262V261H104ZM111 262V261H110ZM231 262V261H230ZM101 263H103V262H101ZM113 263V262H112ZM111 263V264H112ZM114 263H116V262H114ZM113 263V264H114ZM134 263V262H133ZM251 263H252V260H251ZM104 264V263H103ZM117 264V263H116ZM118 264H128L127 262H122V261H119L118 262ZM130 264V263H129ZM235 264V263H234ZM258 264H259V262H258Z\"/></svg>","mask_w":264,"mask_h":264}]
</instances>
